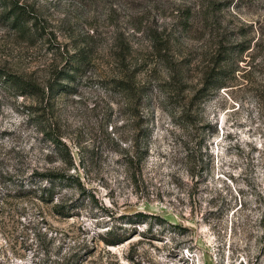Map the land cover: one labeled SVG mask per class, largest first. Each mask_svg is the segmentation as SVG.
Masks as SVG:
<instances>
[{
	"label": "rangeland",
	"instance_id": "1",
	"mask_svg": "<svg viewBox=\"0 0 264 264\" xmlns=\"http://www.w3.org/2000/svg\"><path fill=\"white\" fill-rule=\"evenodd\" d=\"M0 68V264H264V0H0Z\"/></svg>",
	"mask_w": 264,
	"mask_h": 264
},
{
	"label": "trees",
	"instance_id": "2",
	"mask_svg": "<svg viewBox=\"0 0 264 264\" xmlns=\"http://www.w3.org/2000/svg\"><path fill=\"white\" fill-rule=\"evenodd\" d=\"M209 6H203L202 10H208ZM9 12H11L15 17V22H17L18 26H21L22 24H24V20L26 19L24 17V12L22 11V9L19 6L13 5L11 7V9L9 10ZM189 16V14L184 13L183 18L188 19L187 17ZM208 15L206 16V18L208 19ZM190 26L189 22L186 21L184 23V27L188 28ZM206 29H208V32L206 33L209 37H212L215 35V28L210 25L209 23H207L205 25ZM249 47H244L242 50L246 51ZM220 55H218L217 58L214 59V64H219L217 66V68H219L217 70V68H211L209 65V70L206 73V86H208V88H210L211 86H213L214 83H210L215 81L216 79H218V77L220 78V72L221 70H225L227 67L229 68V66H227V64H225L226 62H228L227 58L224 57L223 59L219 58ZM212 62V61H210ZM229 63V62H228ZM226 65V66H225ZM79 68V67H77ZM75 70V69H74ZM77 70V69H76ZM68 74V73H67ZM68 77H70L71 79H76L77 75H68ZM213 80V81H212ZM0 84H4V85H8L10 86L15 92L18 93V95H31V94H39L41 91H43L44 89H42L39 84H37L35 81L32 80H26L23 77L13 74L11 72L6 71L5 69L0 68ZM210 84V85H209ZM225 85V83H220L218 86H216V88H220L223 87ZM50 89L53 90L52 84L49 85ZM52 140H54L55 143H60L61 141H59L56 137H53ZM43 176H45V178L51 182L52 186H51V190H53L55 187V184H64L68 181H70V176L67 177V175L65 173H47V174H43ZM72 178V177H71ZM73 179V178H72ZM78 180V179H77ZM49 196L52 198L53 197V192L49 191ZM264 198V195H262L260 193V200L262 201V199ZM123 240L121 239L120 236L117 237H112V239L110 240H106V243L108 245H117L122 243Z\"/></svg>",
	"mask_w": 264,
	"mask_h": 264
}]
</instances>
